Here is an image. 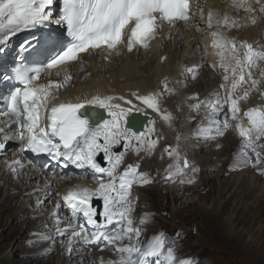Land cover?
I'll return each instance as SVG.
<instances>
[{
	"label": "snow or ice",
	"instance_id": "obj_1",
	"mask_svg": "<svg viewBox=\"0 0 264 264\" xmlns=\"http://www.w3.org/2000/svg\"><path fill=\"white\" fill-rule=\"evenodd\" d=\"M245 3L246 0H240L239 6L244 7ZM53 4L54 0H0V51L20 31L53 23L63 26L72 40L68 46L62 48L57 47L59 38L56 36H50L46 41L37 40L33 51L37 54L46 52L45 60L25 64V57L21 55L20 63L13 69L12 75H0V79H15L21 85L14 87L9 93L8 108L0 112V115L8 118L4 126L0 127V151L5 149L9 141L19 142L20 150L45 153L62 162L65 167L74 164L83 170L80 178L95 182V186L77 184L61 199L71 209L73 216H82L88 225L98 230L88 232L67 221H64L65 227H60L59 204L56 205L57 211L51 214V219L55 221L56 234L68 239L66 250L69 254L73 252L74 242L77 245H89L102 240L107 246H112L118 256L117 260H110L107 264H196L190 258L178 259L175 241L171 242L172 246H166L163 234L146 245H141L142 229L134 226L132 218L135 208L132 188L135 184L143 186L153 181L146 172L140 171L139 163H129L121 170L129 151L134 152L137 157L145 149L152 152L162 138L157 133L155 120L149 121L145 130H134L129 121L134 112L147 115L146 110L150 109L171 126L174 117L163 107V97L165 93L173 94L175 90L169 88L167 78L163 82V91H152L148 94L132 92L131 96L139 104L124 96L96 94L82 102H65L51 107V101L58 98L55 92L65 87L72 77L70 74L65 75L63 83L53 80L39 82L43 73L79 60L82 53L95 50L110 53L116 51L120 45L128 52L148 49L165 25L175 27L177 23L189 21V0H62L58 17L53 16ZM245 11L251 13L256 9L248 5ZM259 11L264 12V7ZM212 20V13H209V28L213 27ZM252 22L255 23V19ZM223 23L228 25L229 17L225 16ZM231 26H235V21ZM211 35L215 38L213 46L218 49L220 56L219 66L225 72L223 79L225 82L230 78L232 80L231 89L223 104L230 105L233 120H240L239 135L243 143L241 151L237 153L238 158L230 169L238 170L251 163V158L244 149L252 150L259 163L261 153L257 149L264 148V145L259 144L264 138V108H249L245 111L243 116L247 117L250 125L245 127L240 116L241 101L249 98L251 89L241 96L236 95L238 88L247 83L246 77L251 81V88L254 89L259 84V81L252 79L250 69L256 66L258 60H264V49H257L247 42L237 44L235 40L225 39L217 31H213ZM31 47V44L26 45L22 51H28ZM239 49H245L242 57L238 55ZM107 58L105 55V59ZM188 71L193 73L192 79H195L198 70ZM224 86L221 84V88ZM189 99L197 101L190 105L192 111L199 113L204 108L209 125L216 123L215 118L222 108L218 94L215 99L204 101L199 100V94ZM116 100L123 104L114 103ZM89 106L106 111L110 119H104L95 111H86ZM227 127L228 124L224 123L216 127L213 134V129L201 122L197 126L196 136L198 139H216L224 135ZM180 139L178 134L176 146L168 145L164 149L176 161L174 165L169 164L165 180L175 182L174 178L183 177L189 168L193 173L199 171L190 165L186 156H181ZM114 148L123 150L117 152ZM101 154L107 166L98 161L97 157ZM241 156L244 158L239 159ZM257 163H251V166L255 168ZM8 166L12 172L17 173L23 164L15 160ZM179 182L191 184L195 180L189 178ZM48 190H51V185ZM94 199L103 202L102 212L93 206ZM36 203L40 205L43 200L38 197ZM97 216L103 217L105 226L114 225V228L99 230L100 221ZM148 219L146 214L141 218L140 224L147 223ZM45 239L51 240V237ZM47 254L45 251L44 255Z\"/></svg>",
	"mask_w": 264,
	"mask_h": 264
},
{
	"label": "bare ground",
	"instance_id": "obj_2",
	"mask_svg": "<svg viewBox=\"0 0 264 264\" xmlns=\"http://www.w3.org/2000/svg\"><path fill=\"white\" fill-rule=\"evenodd\" d=\"M197 2H198L197 7L194 10V17L189 25L182 24L180 26L168 27L166 31L160 32L158 40L155 41L152 45H150L148 49H138V50L134 49L132 52H128L122 45V47L114 53H105L102 50L96 52H89L87 55L82 56L77 63L66 65L54 71L46 72L41 76V80L39 82L47 83L48 80H53L63 83L65 75L67 74L73 75L75 72L78 73L79 71H82L81 74L79 73L80 74L79 76L77 74L78 77L75 80L72 81L69 80L65 85V87L61 88L58 92H55L58 98L51 101L50 107L52 105H58L60 103H65V102L68 103L82 102L86 99H89L92 95H96V94H100L102 96L105 95L124 96L128 99H133L134 103L139 104V102L135 101L134 97L131 96V93L139 92L140 94H148L152 91H163V88L159 87V86H163V83L159 84V82L161 81L164 82L166 78L162 75L163 74L162 67L164 71L166 70L170 71V75L167 76L168 86L170 89H174L175 91L173 94H168V93L167 94L170 96V99L173 97L174 99H171L169 101H164L163 107L167 111L173 114L174 117L173 120L182 122L181 126H184L183 129H179V124L176 125L173 124L174 128L171 132V136L173 138H176L177 135L179 134L181 139L186 142L184 143L188 144L186 147L187 149H189L190 151L189 153L194 157L195 161L197 162V163L195 162V164L201 166L200 167L201 169L199 171V176H200L199 178L201 180H204V183L201 184L202 185L201 187L205 189L207 187H211L212 184L211 182L214 179L217 178L219 181L225 174L228 173L227 171L228 168L224 170L222 169L220 171H218V169L224 160H227L225 163L228 165H232L234 163V160L238 158L237 153L240 152L243 143L242 138L239 137L240 120H233L231 116L227 120L226 119L227 116H225L227 109V108L225 109V107L229 106L228 107L229 109L230 105L223 104V100L227 97L228 92L231 89L232 80L230 78L228 82H225L223 79L225 72L219 66L220 56L218 55V49L213 46V41L215 38L211 35V33L213 31H217L225 39L235 40L237 44L241 42H247L253 44V46L257 49H264V12L259 11L261 7H264V0H259V2H257V0L246 1L244 7H240L239 2L237 0H197ZM202 2H204V4ZM248 5H251L254 9H256V11L251 13L245 11V8ZM209 13H212L213 16L212 28L208 27ZM225 16L229 17L228 25H225L223 23V18ZM253 19H255L256 21L255 23L252 22ZM217 21H219V24H217ZM233 21H235V26H231ZM191 26L192 28L190 30H187ZM37 31L45 34L44 30L40 28V26H37L35 29L29 30L25 34L24 40H26L27 42L32 41V39L36 37ZM18 34L19 33H17L14 37H12V39L8 44V48L5 51L4 49L3 51H0V75H3L6 68L10 65L12 61L15 60V55H14L15 53L17 54L16 57L19 58L21 54L23 55V53L25 52L19 50V48L16 45H14V43L20 37ZM184 34L186 36L185 43L181 42V40L184 37L183 36ZM165 43H168V47L170 48V50L167 53V55H161V52L158 50V47L159 49L162 48V46ZM180 43L181 45H179ZM179 46L180 48L182 46H185V48L181 50L179 49ZM244 51L245 49H239L238 55L242 57ZM105 55L108 56L107 59H105ZM121 56H124L122 60H121L122 58ZM162 58H166V59H162ZM127 59H129V61H127ZM119 60H121L123 63H127V65H124L121 70L119 69V72H117V74L115 73L109 74L111 69L108 70L107 73L105 72V68H111L113 65L118 63L121 64V62H118ZM213 65H215V67H213ZM103 67H104V72L102 70L100 71V69L101 68L103 69ZM77 68H78V72H77ZM188 69H197L198 70L197 72L201 74L200 79L198 81L196 79H192L193 73L188 71ZM250 71L252 72V79H256L257 81H259L258 86L260 87L258 88L257 86L256 88H254L255 90L253 93L255 94L259 93L260 95L257 96L256 101L254 100L250 101V104L253 105L254 102H257L258 100L262 101V99L264 98V60H258L256 66L251 68ZM249 80L250 79L247 77L246 81L251 83V81ZM2 82L3 79H0V112L5 111V106L2 103L1 97H4L5 95L8 94V87L3 85ZM221 84L225 85L224 88H221ZM248 86H250V84H248ZM251 89L253 90V88ZM246 90L238 88L237 96L243 95V93ZM196 94H199L200 101H204L206 99H215L217 94L221 97L222 108L215 118L216 119L215 124L209 125L208 117H205L204 115H200L199 114L200 112L194 113L191 110L190 105L196 103L197 101L190 100L189 97L195 96ZM114 103L123 104V102L119 100L114 101ZM175 103L177 104L178 108H173L172 105H174ZM262 103L264 104V102H260V104ZM243 105L244 104H241V113H240L242 120L243 118H245V116H243V113L249 109L246 108L247 106L243 107ZM141 107L143 106L141 105ZM201 110L203 111V108H201L200 111ZM141 113L143 114V112ZM196 115L199 116L196 117ZM147 116L149 117L150 115L147 114ZM150 117L147 124L145 125V129L149 126V121L155 120L152 117H151L152 119H150ZM191 117H195V119H192ZM107 119H110V117L108 116ZM7 120H8L7 117L0 115V127L4 126V123ZM155 121H156L155 127L157 129V133L162 138L160 139L158 146L155 148L156 150L154 152H151L152 154L146 153V155H150L149 156V158L151 159L150 161L154 162L152 165H154L158 161L159 151L165 148L167 144L171 143L169 137L166 136L167 133L165 126L163 127L165 122L163 121L161 116L157 118ZM201 122H203L204 126L212 128L213 134L215 128L218 126H222L224 123L230 124L232 122L236 124L231 128V134L227 136L225 139H223V141L219 142V137H218L216 139H209V140L204 139L195 142V138H193V135L194 133H196L197 126L201 124ZM191 123H193L192 128H196L195 132H192V128H190ZM245 127L248 126L246 125ZM13 128H15V125H13ZM165 137H166V141H164ZM175 141L177 140L175 139ZM10 142L14 143V145H12L11 148L12 150L10 151V153L12 151H14V153L10 155L11 157L9 156L10 158L8 157V160H12V161L19 160L22 162V164L26 165L25 168L26 170L18 168L17 173L14 172L12 173V171L8 166L9 164H11L12 161L9 164L2 166V168L0 169V173L3 171V173L0 176V185L5 181V177L7 176V188L5 193L8 194V196H12L13 194H15V192H17L15 191L16 188L19 186L21 187V190L19 191L20 195L18 198L12 199V201L9 200L7 205L5 204L0 205V218L4 215V213H6L8 217L10 215L12 216L13 221L15 220L16 225L13 227L10 226L11 229L13 228L12 229L13 232L20 229L21 222L25 219V217L28 215L30 211H32L33 214L29 218V221L27 222L28 227L26 230L30 229L33 231L34 229L33 227H36V229H41L46 224H49L50 226L53 224L51 217L47 218L44 221L45 217H43L44 215L42 214L43 211L41 207H38L37 203L34 201H32L29 204L28 203L29 201L28 202L26 201L28 199H23L21 201V203H23L22 207L20 206L17 209L8 210L9 206L13 204L12 202L18 203L20 201L22 196V189L24 190V187L26 185L28 186L31 185L32 180L35 177L44 179V184H43L44 190L42 189V193H39V195H33L32 196L33 200H36L37 197L39 196L42 197L41 196L42 194L44 195V199H45L46 196H50V192L52 193L51 195L54 197H56L57 192H59L58 194H60V196L61 195L63 196L67 191H69L72 187H74L77 184L95 186V183H90L91 182L90 179H82L80 178V174L79 173L77 174L75 172L68 173L67 175L68 179L58 178L57 176L59 175L62 176V174H64L63 172H67V171L64 170L65 169L64 164L57 160H55L54 165L56 166H58V164L62 165L64 171L53 170L52 173L50 172L45 173L47 172V169L43 168L44 170H41V168H35L36 166L32 168L31 165H36L39 162L42 163L43 161L38 159L31 160L30 158H27V155L25 154L26 153L25 150H20V147L18 149L17 146L15 145L19 142H13V141ZM217 145H220V147H217ZM249 151L250 153H253L252 150ZM257 151H259L260 153L262 152L260 151V148L257 149ZM133 154L134 152L132 151H129L126 154L124 160L125 163L127 164L140 163L141 160L144 158V155L141 158H135L134 156L135 154L134 155ZM5 155H8L7 152ZM240 158L242 159L244 157L241 156L239 157V159ZM150 164L151 163H149V161L143 162L144 167H149ZM68 166H70V164H68ZM122 167L124 166L121 165V169ZM68 169L71 170V168ZM150 169L154 171L156 169V166L150 167ZM32 170H36V171L34 173H31ZM186 176H184L182 179L187 180V178H185ZM49 185H51V190H48ZM188 185L189 183H187L186 186ZM193 188L194 187H186L185 189H183V191L189 193L192 192ZM55 189L57 190L56 193L53 191ZM153 189L154 188L144 189V191H146V194H149L150 192H153ZM259 189H263L261 179L252 173H248V171L240 173L239 175L230 176L228 181L225 182L224 185L221 184L220 186H218V190L220 191L219 196L221 194H227V192H230L228 196H230L232 199V203H233L232 205L241 208L247 206L248 200L250 198L255 197L256 196L255 192L257 190L259 191ZM137 193H138L137 189L135 188V190H133L132 192V196L136 197ZM222 198L223 197L220 196L219 200L221 199V201L219 205H217V209L220 208L221 210H223L225 206H227L228 204L225 198L224 199ZM142 203H145L144 196L143 198L140 197V200L137 203H134L135 206L134 209L137 211V214L140 212L141 206L146 205L145 207L148 208V205L146 203L145 204ZM191 203L193 202L191 201ZM57 204L61 206L58 201L56 202V205ZM193 206L198 208V210H201V213H205L207 215L206 211L201 207H199L196 204V202L193 203ZM145 210L149 211V209L146 208L143 211ZM55 211H57L56 206H55ZM58 211H59L58 214L62 222V220L65 217L63 216L64 214L61 207H59ZM212 214L214 215L217 214L215 208L214 210H212ZM144 215L146 214L143 213H141L140 215L138 214L135 217L133 216L134 217L133 219L136 222L141 218H143ZM230 218L228 217L227 220H231ZM32 221H34V223H31ZM0 224H2V222H0ZM153 224H154L153 222L148 221L145 224L142 225L140 224V228L144 230L145 227L147 226L152 227ZM134 226H136L135 223ZM60 227H65V226L63 224V226ZM96 230L98 229L95 228L94 231ZM99 230L107 231L108 229L106 228L104 223H102L99 225ZM224 231L226 232V230ZM25 233L27 232L25 231ZM154 235L157 237L159 236V233L155 232ZM242 238H244V236ZM52 241H55V234L51 237V241L47 242V244L39 248V251L28 252L26 254L27 255L26 264H33L34 261H36L35 262L36 264H49V263L69 264V262L70 263L72 262L71 257L73 256L75 257V259H77L78 262L77 264H86L85 262L87 261H88L87 264L89 263L93 264L94 259L93 258L89 259L90 257L87 254L88 249L86 247L88 246L85 245L83 248H81V246L79 247V245H77L75 242L73 243V248L75 247L76 248L71 254H69L66 250L68 245L67 244L58 252L55 258L51 259V256L55 252H57V250L54 248L55 242ZM104 243L105 242L102 240L97 241L95 243H92L91 247L98 246L99 244L103 245ZM124 243H128V241H124ZM36 244L37 242L34 243L33 246H37ZM166 246H171V242L166 241ZM2 247L3 246L0 244V250H2ZM45 251L48 252L47 255H44ZM112 253L111 255L108 254V256L107 254H105V256H102V254L104 255V253L97 254L100 257H102L98 262L99 263L103 262V264H107V261L109 260L112 261L117 260L118 257L113 256ZM45 256L46 257L50 256V257L46 258ZM14 263H15L14 259H9L8 257L0 258V264H14Z\"/></svg>",
	"mask_w": 264,
	"mask_h": 264
},
{
	"label": "rangeland",
	"instance_id": "obj_3",
	"mask_svg": "<svg viewBox=\"0 0 264 264\" xmlns=\"http://www.w3.org/2000/svg\"><path fill=\"white\" fill-rule=\"evenodd\" d=\"M202 3L204 4V2ZM191 28L192 26L187 30H190ZM183 36L184 37L181 40V42L185 43L186 36L185 34ZM179 45H181V43ZM184 48L185 46H182L181 48L179 46V49L181 50ZM158 50L161 52V55H167V53L170 50V48L168 47V43H165L160 49L158 47ZM124 56H121L122 57L121 60L124 58ZM121 60L118 61V62H121V64L118 63V64L113 65L111 68H105V72L107 73L108 70L111 69L109 74L110 73L117 74V72H119V69L121 70L124 65H127V63H123ZM127 61H129V59H127ZM101 70L104 72V67L103 69L101 68L100 71ZM77 72H78V68H77ZM81 72L82 71H79L78 73L75 72L73 75H71V77L73 76L72 77L73 79L71 78V81L75 80L81 74ZM162 72H163L162 75L166 78L167 76L170 75V71H167V70L164 71L163 67H162ZM200 77H201V74L197 72L195 79L198 81ZM167 81H168V78H167ZM160 83H163V82L161 81L159 82V84ZM248 84H250V86H248ZM159 87L163 88V86H159ZM258 88L260 87L258 86ZM239 89L249 90L251 89V83L247 82L241 87H239ZM254 90L255 89L250 90L249 98L247 100H242L241 104H244L243 107L247 106L246 107L247 109L248 108H264L263 107L264 104L263 103L260 104V102H264V98L262 99V101L258 100L257 102H254L253 105L250 104L251 100L256 101L257 96L260 95L259 93H256V94L253 93ZM237 93L238 92H236V95ZM171 99H174V97ZM171 99L167 93L164 94L163 101H169ZM172 106L173 108H178L176 103ZM228 107H225V109L227 108L226 115H225L227 116L226 118L227 120L231 116V113L229 112L230 108L228 109ZM147 112H149L148 114L155 120L160 117L159 114L152 112L150 109H147ZM199 114L204 115L206 117V110L203 108V111L201 110ZM198 116L199 115H196V117ZM151 117L150 119H152ZM177 122L178 121L173 120L171 122L172 127H169V124L167 122H165V124L163 125V127L165 126V129H166V133H167L166 136L169 137L170 142H171L170 144H167V146L172 145L173 147H175L177 144V141H175L176 138H173L171 136V132L174 128L173 124L174 125L179 124V129L184 128V126H181L182 122H178V123ZM235 124L236 123H232V122L228 124L227 129L224 131V135L222 137H219V142L223 141V139H225L227 136L231 134V128ZM192 125L193 123H191L190 128H192ZM195 131H196V128H192V132H195ZM193 138H195V142L198 140H204V139H198L196 136V133H194ZM164 141H166V137ZM184 142L185 141H183L182 139H180L179 141L180 143L179 151L180 153L182 152L181 156H187V159L190 162V165L198 168L200 171L201 166L200 165L198 166L197 164H195L196 161L194 157L189 153L190 151L186 147L188 144H185L186 142L185 143ZM259 144L264 145V138H262L259 141ZM12 145H14V143L9 141L6 143L5 149L3 151H0V169L2 168V166H5L6 164H9L12 161V160H8V157L14 153V151L10 153V151L12 150L11 149ZM15 145L19 149L20 147L19 143ZM164 149L165 148L159 151L160 155L158 154V161L154 165H152L154 162L150 161L151 160L149 158L150 155H146V153L149 154L151 152H148L146 149L141 152L139 157L133 154L135 158H141L144 155V158L139 163L140 171L146 172L149 175L150 179L153 181L151 184H147L143 186H140L139 184H135L133 185V188H132V192L133 190H135V188L137 189V192H138L136 197L132 196L134 198V203H137L140 200V197L143 198L144 196V202L148 205V208L145 207L146 205L141 206L142 209L140 208V212L138 214L139 215L141 213L147 214V216L149 217L148 221H151L154 223L152 227L147 226L145 227L144 230L141 231V235H140L141 245H146L148 242H150L153 238L156 237L154 233L158 232L159 235L160 234L164 235V237L166 238V241H169V242L175 241L176 255L178 258H181V259H184V258L192 259L193 258L196 264H206V263L208 264H264V174H261L262 172H264V148H260V151L262 152H261V156L259 159V163H257V158L255 154L250 153V151L247 149H244L247 155L251 158V163H257V166L255 168L252 167L250 163L248 166L241 167L238 170H230L236 160H234V163L232 165H228L225 163L227 160L223 159L224 161L221 163V166L219 167L218 171L228 168L227 170L228 173L225 174L220 179L221 181L219 180L220 182L218 181L217 178L214 179L211 182L212 183L211 187H207L205 189L201 187L202 186L201 184L204 183V180H201L199 178L200 177L199 171L196 173H192L191 168H189L190 170L188 169L186 171V174L184 176L187 175L185 177L187 179L192 177L195 180V183H191L188 186H186L187 183H183V184L180 183L179 181L184 176L175 177L174 178L175 182H173V180H165V176L168 173L169 164L174 165L176 161L174 158H170L167 155V153L164 152ZM113 150L118 152V151H122L123 149L114 148ZM155 150L156 149H154V151ZM6 152L8 155H5ZM27 158L29 157L27 156ZM97 159L102 165L107 166L103 159L102 154L99 155ZM148 161L149 163H151L150 166L144 167L143 162H148ZM180 163L182 165L183 161L181 160ZM38 164L43 165L45 163L39 162ZM38 164L31 165V167L33 168L36 166L35 168H41V170L45 169V168L43 169L42 167L38 166ZM126 165L127 163H125L124 161V164L122 166H126ZM52 166L57 167V171H64L63 168L62 170L60 169V167L62 166L59 164L58 166L56 165H52ZM154 166H156V169L152 171L150 167H154ZM55 167H52L51 169L47 170V172L45 173H48V172L52 173L53 170L56 171ZM25 168H26V165L23 164V167L20 169L26 170ZM35 171L36 170H32L31 173H34ZM246 171H248V173H252L256 175L257 177L261 179L263 189H259V191L257 190L255 192L256 196L253 198H250L248 200L247 206L242 207V208L232 205L233 204L232 199L230 196H228L230 192H227V194H221L220 196L223 197L222 199L225 198L228 204L223 209L224 211L221 210L220 208L217 209V205H219L221 201V199L219 200L220 191L218 190V186H220L221 184L224 185L225 182L228 181L230 176L239 175L240 173H243ZM81 172H79V174ZM2 173L3 171L0 173V176ZM63 173L64 174H62V176L59 175L57 177L61 178L65 176L63 179H68V176H67L68 173H74V172L71 171L68 173L66 172H63ZM75 173L78 174V172H75ZM90 181H91L90 183H95L92 180ZM32 184L29 186L26 185L24 187V190L22 189V196H21L20 201L18 203L12 202L13 204L9 206L8 210L17 209L20 206L22 207L23 203H21V201L23 199H28L26 201L27 202L29 201L28 202L29 204L32 201L34 202L37 201V199L33 200L32 196L39 195V193H42V189L44 190V185H43L44 179L35 177L32 180ZM186 187H194V188L192 192L186 193L185 191H183V189H185ZM6 188H7V176L5 177V181L0 185V205H4V204L7 205L9 200L12 201V199H16L20 195L19 194L20 193L19 191L21 190L20 186L16 188L15 191L17 192H15V194H13L12 196H8V194L5 193ZM149 188H154L153 192H150L151 194L150 193L146 194V191H144V189H149ZM53 191L56 193L57 190L55 189ZM58 193L59 192H57L56 197H54L51 195L52 193L50 192V196H46L45 199H44L43 194L41 195L42 197L39 196V198L43 200V203L38 205V207H41L43 211L42 214L44 215L43 217H45L44 221L47 218L51 217L52 212L55 211L56 202L58 201L61 205L60 207L63 211V214H64L63 216L65 217L59 226H63V224L64 226H66V224L64 223L66 218H67L66 221L67 222L69 221L68 223H71V224L73 223L74 225H76V221H74L72 218L73 214L71 213L72 212L71 209L68 208V206L61 199L62 195L60 196V194ZM137 197L138 199H135ZM191 201L193 203L196 202V204L199 207H201L202 209L206 211L207 215L205 213H201V210H198V208L194 207ZM145 203H142V204H145ZM145 208L149 209V211L147 210L143 211ZM214 208L218 215L212 214V210H214ZM102 211H103V202H102ZM32 214L33 212L30 211L28 215L25 217L26 220L24 219L21 222L20 229L15 232H13L12 230L13 228L12 229L10 228V226L13 227L16 225L15 220L14 221L12 220L11 215L8 217V215L4 213V215L0 218V222H2V224H0V244L3 246L2 250H0V258L8 257L9 259H14L15 261L14 264H26V257H27L26 254L30 251L31 252L39 251V248L47 244V242L51 241V240L49 241L45 240V237H50V236L52 237L54 234H55L54 248L57 250V252H55L51 256V259L55 258L58 252L65 245L68 244V241H67L68 239L66 236L60 237L56 234L55 227H54L55 221L52 219H51L53 221V224L51 225L52 227L49 224H46L45 226L48 225L47 226L48 228L44 226L41 229H36V227H33L34 228V229L32 228L33 231L30 229L26 230L28 227L27 222L29 221V218L32 216ZM138 214H137V211L134 209V212L132 213V218H134ZM228 217L229 218L231 217L230 218L231 220H227ZM100 218L101 220H103L102 216H100ZM140 220L136 222L134 220L136 227L140 228ZM34 221H32L31 223H34ZM77 225L84 228L83 224H77ZM106 227L108 230H111L112 228H114V225H109ZM85 230L88 232H91V231H94L95 229L87 228ZM224 230H226V232ZM25 231L27 233H25ZM243 236L245 239L242 238ZM36 242H37L36 244L37 246H33L34 243ZM104 244L103 245L99 244L98 246H94L95 248L91 247V244L87 245L88 246L86 247L88 249L87 254L90 257L89 259L91 258L94 259L93 264H101V262L99 263L98 261H100L102 257H100L97 254L104 253V255L102 254V256H105V254H107L108 256V254L111 255V253L113 252L112 255L117 256L112 246H107L106 244L105 246ZM80 246L81 248H83L85 245L82 246L81 244L79 245V247ZM75 248H73V251ZM48 257L50 256H47L46 258ZM38 259H41V258H38ZM71 259H72V262L71 263L69 262V264L78 263L77 259H75L74 256L71 257ZM35 262L36 261H34L33 264H36ZM85 263L87 264L88 261Z\"/></svg>",
	"mask_w": 264,
	"mask_h": 264
},
{
	"label": "water",
	"instance_id": "obj_4",
	"mask_svg": "<svg viewBox=\"0 0 264 264\" xmlns=\"http://www.w3.org/2000/svg\"><path fill=\"white\" fill-rule=\"evenodd\" d=\"M99 112L101 113V116L103 118L107 117V114L105 113L104 110H99ZM148 120H149V117L146 115H143L141 113H134L131 117H129V121H130V123L133 124L134 130H137V131L144 130L145 125L147 124ZM243 121H244L245 126L248 125L247 118H244ZM248 127H249V125H248ZM94 203L98 204L99 207L101 206V201H99V200H95Z\"/></svg>",
	"mask_w": 264,
	"mask_h": 264
}]
</instances>
